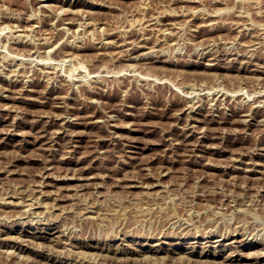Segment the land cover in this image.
<instances>
[{
	"label": "rangeland",
	"instance_id": "374dc122",
	"mask_svg": "<svg viewBox=\"0 0 264 264\" xmlns=\"http://www.w3.org/2000/svg\"><path fill=\"white\" fill-rule=\"evenodd\" d=\"M0 130V264H264V0H0Z\"/></svg>",
	"mask_w": 264,
	"mask_h": 264
},
{
	"label": "bare ground",
	"instance_id": "6f19581e",
	"mask_svg": "<svg viewBox=\"0 0 264 264\" xmlns=\"http://www.w3.org/2000/svg\"><path fill=\"white\" fill-rule=\"evenodd\" d=\"M213 65V64H212ZM163 80V79H162ZM23 88V87H22ZM11 89V88H10ZM19 89V88H18ZM253 95V94H252ZM19 96V95H18ZM58 96V95H57ZM32 99V98H31ZM258 104V103H257ZM60 106V105H59ZM246 113V112H245ZM249 113V112H248ZM44 115V114H43ZM105 117V116H104ZM107 119V118H106ZM247 119V118H246ZM245 120V119H244ZM100 121V120H99ZM90 122V121H89ZM94 122V121H93ZM47 125V124H46ZM1 131V130H0ZM43 131V130H42ZM58 131V130H57ZM54 132V131H53ZM44 133H46V132H44ZM41 134V133H40ZM43 134V133H42ZM50 134V133H49ZM45 136H46V134H45ZM57 137V136H56ZM43 138V137H42ZM92 140V139H91ZM41 141H43V140H41ZM51 144V143H50ZM97 146V145H96ZM65 155V154H64ZM54 157V156H53ZM66 159V158H65ZM232 166V165H231ZM47 168H49V167H47ZM250 169V168H249ZM56 177V176H55ZM66 177V176H65ZM74 177V176H73ZM64 179V178H63ZM48 185V184H47ZM136 186V185H135ZM129 187V186H128ZM47 193V192H46ZM14 203V202H13ZM23 204V203H22ZM27 205V204H26ZM29 206V205H28ZM52 232V231H51ZM11 237V236H10ZM21 238H23V236L21 237ZM12 239V238H11ZM13 239H15V238H13ZM20 239V238H19ZM16 240V239H15ZM192 245V244H191ZM157 250V249H156ZM177 251V250H176ZM258 252V251H257ZM165 254V253H164ZM227 254V253H226ZM229 254V253H228ZM160 256V255H159ZM259 256V255H258ZM147 257V256H146ZM150 257V256H149ZM228 257V256H227ZM144 258V257H143ZM162 258V257H161ZM197 258V257H196ZM226 258V257H225ZM240 258V257H239ZM153 261V260H152ZM160 262V261H159ZM253 263V262H252ZM248 264V263H247Z\"/></svg>",
	"mask_w": 264,
	"mask_h": 264
}]
</instances>
